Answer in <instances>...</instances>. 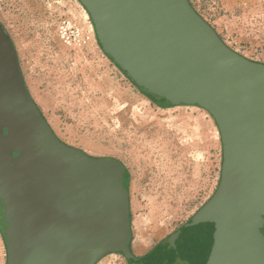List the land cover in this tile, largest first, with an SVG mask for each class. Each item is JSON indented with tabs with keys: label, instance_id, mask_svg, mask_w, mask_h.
<instances>
[{
	"label": "water",
	"instance_id": "95a60500",
	"mask_svg": "<svg viewBox=\"0 0 264 264\" xmlns=\"http://www.w3.org/2000/svg\"><path fill=\"white\" fill-rule=\"evenodd\" d=\"M104 46L155 96L197 106L223 145L219 187L170 237L186 261L264 264V63L230 48L189 0H79ZM125 168L57 137L0 22V232L7 264L133 253ZM208 257V258H207Z\"/></svg>",
	"mask_w": 264,
	"mask_h": 264
},
{
	"label": "rangeland",
	"instance_id": "374dc122",
	"mask_svg": "<svg viewBox=\"0 0 264 264\" xmlns=\"http://www.w3.org/2000/svg\"><path fill=\"white\" fill-rule=\"evenodd\" d=\"M189 2L226 45L264 63V0ZM0 22L17 49L25 85L57 137L124 166L135 256L142 257L133 248L138 242L147 245L142 254L164 253L171 235L219 187L223 145L212 115L152 95L131 77L79 0H0ZM148 260L131 263L115 253L98 264ZM0 264H7L1 232Z\"/></svg>",
	"mask_w": 264,
	"mask_h": 264
},
{
	"label": "flooded vegetation",
	"instance_id": "af4514ba",
	"mask_svg": "<svg viewBox=\"0 0 264 264\" xmlns=\"http://www.w3.org/2000/svg\"><path fill=\"white\" fill-rule=\"evenodd\" d=\"M163 99H165V98H163ZM263 233H264V229H263ZM166 247L167 248L164 249L165 250L164 253L159 254V255H153V253H154L153 252L148 257H146V258H149V260L146 261L144 264H179V262H181V261L187 262L185 260V258L180 255V252H178V250L171 245L170 242H169V245H167ZM169 247H171V249L174 248L177 253H175V252L170 253ZM146 258H144V259H146ZM128 260L131 263H132V261H134V262L140 261V260H136V259H128Z\"/></svg>",
	"mask_w": 264,
	"mask_h": 264
},
{
	"label": "crops",
	"instance_id": "0c3cea01",
	"mask_svg": "<svg viewBox=\"0 0 264 264\" xmlns=\"http://www.w3.org/2000/svg\"><path fill=\"white\" fill-rule=\"evenodd\" d=\"M142 245H143L142 247L133 246V248L136 253L141 254L140 256L143 257L144 255H147L148 253L142 254V252H144L147 249L146 243H142Z\"/></svg>",
	"mask_w": 264,
	"mask_h": 264
},
{
	"label": "trees",
	"instance_id": "16d2710c",
	"mask_svg": "<svg viewBox=\"0 0 264 264\" xmlns=\"http://www.w3.org/2000/svg\"><path fill=\"white\" fill-rule=\"evenodd\" d=\"M126 75H127V73H125ZM147 97L150 99V100H152V101H154V97L152 96V95H149V94H147ZM156 103V102H155ZM158 104V103H157ZM159 105L160 106H163L161 103H159ZM125 183V182H124ZM126 185V184H125ZM150 254H152V253H148L147 255H145V256H143V257H140V259L139 260H143L144 258H146V257H148Z\"/></svg>",
	"mask_w": 264,
	"mask_h": 264
},
{
	"label": "bare ground",
	"instance_id": "6f19581e",
	"mask_svg": "<svg viewBox=\"0 0 264 264\" xmlns=\"http://www.w3.org/2000/svg\"><path fill=\"white\" fill-rule=\"evenodd\" d=\"M142 243H143V242H138V243H136V246H137V247H138V246H139V247H142V246H143Z\"/></svg>",
	"mask_w": 264,
	"mask_h": 264
}]
</instances>
